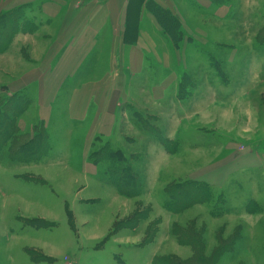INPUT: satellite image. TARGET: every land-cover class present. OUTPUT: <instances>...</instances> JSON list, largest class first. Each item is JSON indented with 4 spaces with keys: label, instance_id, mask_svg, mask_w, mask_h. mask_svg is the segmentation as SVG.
<instances>
[{
    "label": "rangeland",
    "instance_id": "obj_1",
    "mask_svg": "<svg viewBox=\"0 0 264 264\" xmlns=\"http://www.w3.org/2000/svg\"><path fill=\"white\" fill-rule=\"evenodd\" d=\"M31 1L0 0V18L17 20L12 52L0 51V99L34 74L24 52L40 61L54 40ZM203 2L221 20L212 7L167 1L187 33L181 52L166 69L146 63L114 135L91 149H121L141 195L119 194L101 169L85 172L81 141L69 144L56 125L44 164L0 159V264H264V0ZM19 93L31 100L18 119L30 136L34 96ZM175 183L209 200L174 215L163 203Z\"/></svg>",
    "mask_w": 264,
    "mask_h": 264
},
{
    "label": "crops",
    "instance_id": "obj_2",
    "mask_svg": "<svg viewBox=\"0 0 264 264\" xmlns=\"http://www.w3.org/2000/svg\"><path fill=\"white\" fill-rule=\"evenodd\" d=\"M147 1L143 5L142 0L29 2V8L33 4L38 6L39 29L45 26L46 32L52 31L54 40L40 61H35L28 51L24 52L29 56L28 64L36 69L34 74L27 73L28 76L22 78L19 89L11 88L8 92L14 95L29 90L33 94L36 104L34 126L44 123L51 131L56 125H64L62 133L66 142L70 144L72 136L81 141L85 172L94 168L97 171L88 159L91 149L99 138L108 139L114 135V128L122 119L123 106L133 100L131 83L135 78L147 75L146 63L155 62L159 68L166 69V62H172L181 52L173 47L156 18L147 11ZM153 1L174 13L167 5L168 0ZM190 1L202 9L214 8V17L221 20L220 7L217 9L213 4L203 2L206 0ZM182 32L185 38L187 33L183 29ZM16 44L21 45L15 42L13 48ZM11 46L7 54L12 52ZM144 86L141 92L149 93L148 87ZM153 87L156 91L159 89L157 84ZM29 112L24 116L27 117ZM25 119L18 124L22 133L27 127ZM66 125L70 128L65 132ZM52 152L53 148L46 159Z\"/></svg>",
    "mask_w": 264,
    "mask_h": 264
},
{
    "label": "trees",
    "instance_id": "obj_3",
    "mask_svg": "<svg viewBox=\"0 0 264 264\" xmlns=\"http://www.w3.org/2000/svg\"><path fill=\"white\" fill-rule=\"evenodd\" d=\"M211 1L218 5H229V2L233 0ZM144 2L145 0H142V5ZM146 9L156 18L165 36L173 43V47L176 50L181 49L184 34L179 18L171 10L164 8L153 0H148L146 2ZM21 14H24L23 10ZM13 19L14 17L10 16L0 18V35L5 38L3 48L0 47V51L6 50L15 36V33L12 32V34L10 32L8 25V23L12 22L16 24L17 20L13 21ZM23 22L27 23L24 18ZM14 24L12 25L15 30L17 25L15 26ZM1 44L2 42H0V45ZM182 87L183 83L181 84V90H184ZM19 94L21 97H17L16 95L18 94H14L9 98L0 99V159L6 157L8 161L12 163L25 166L39 164L46 159L52 150L47 127L44 124L42 125V123H38L36 125L37 128L35 127V131L37 130L36 133L30 136L20 131L18 119L27 113L31 100L29 97H24L23 93ZM25 96L29 95L25 94ZM22 98H26V100H22ZM10 113H12V115H10ZM125 158L124 152L121 149H116L110 142L106 143L101 148H94L88 157L90 163L98 169H101L100 175L104 176L119 194L128 198L138 197L141 195L142 189L138 184L137 177L133 175L130 168L124 164ZM44 184H46V182H44ZM182 185V183H175L167 186L164 190L169 200H165L163 206L168 212L174 215L180 214L183 209L200 204L201 200L203 202L209 200V198L206 199L205 196L200 197L199 194L192 189H184ZM195 190L197 191L198 189ZM190 197L191 199L188 205L179 207V202L176 201L177 199H182V202H184L183 198Z\"/></svg>",
    "mask_w": 264,
    "mask_h": 264
}]
</instances>
